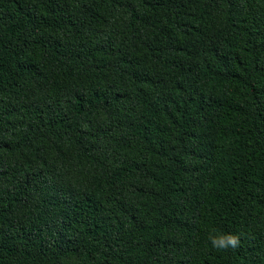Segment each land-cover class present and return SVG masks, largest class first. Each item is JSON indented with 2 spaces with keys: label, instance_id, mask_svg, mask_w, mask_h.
I'll return each instance as SVG.
<instances>
[{
  "label": "trees",
  "instance_id": "trees-1",
  "mask_svg": "<svg viewBox=\"0 0 264 264\" xmlns=\"http://www.w3.org/2000/svg\"><path fill=\"white\" fill-rule=\"evenodd\" d=\"M0 264H264V0H0Z\"/></svg>",
  "mask_w": 264,
  "mask_h": 264
},
{
  "label": "clouds",
  "instance_id": "clouds-1",
  "mask_svg": "<svg viewBox=\"0 0 264 264\" xmlns=\"http://www.w3.org/2000/svg\"><path fill=\"white\" fill-rule=\"evenodd\" d=\"M206 242L213 249H234L239 244V237L233 232L224 231L216 227H209L206 234Z\"/></svg>",
  "mask_w": 264,
  "mask_h": 264
}]
</instances>
